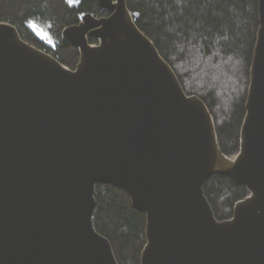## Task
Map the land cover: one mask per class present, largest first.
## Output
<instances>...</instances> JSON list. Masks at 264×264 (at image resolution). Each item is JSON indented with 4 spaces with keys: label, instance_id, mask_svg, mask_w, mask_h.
<instances>
[{
    "label": "water",
    "instance_id": "water-1",
    "mask_svg": "<svg viewBox=\"0 0 264 264\" xmlns=\"http://www.w3.org/2000/svg\"><path fill=\"white\" fill-rule=\"evenodd\" d=\"M97 1L108 17L82 13L62 32L75 70L0 23V264H119L93 224L98 184L146 216L141 264H264V0L233 158L128 0ZM218 174L250 192L226 221L204 192Z\"/></svg>",
    "mask_w": 264,
    "mask_h": 264
},
{
    "label": "trees",
    "instance_id": "trees-1",
    "mask_svg": "<svg viewBox=\"0 0 264 264\" xmlns=\"http://www.w3.org/2000/svg\"><path fill=\"white\" fill-rule=\"evenodd\" d=\"M127 4L186 94L200 97L208 106L221 151L228 157L238 155L260 28L259 0H128ZM82 13L110 15L97 0L73 10L65 0H0V23L15 26L25 42L71 70L76 69L80 52L62 41V32L79 24ZM90 43L99 41L92 38ZM204 192L218 221L232 219L236 204L250 195L245 186L220 174L206 181ZM95 198L94 227L111 242L118 263L141 264L146 216L133 207L127 192L115 186L98 184Z\"/></svg>",
    "mask_w": 264,
    "mask_h": 264
},
{
    "label": "rangeland",
    "instance_id": "rangeland-1",
    "mask_svg": "<svg viewBox=\"0 0 264 264\" xmlns=\"http://www.w3.org/2000/svg\"><path fill=\"white\" fill-rule=\"evenodd\" d=\"M33 26V25H32ZM43 31L45 32V33H47V30L46 29H43ZM235 157V156H234ZM233 158V157H232Z\"/></svg>",
    "mask_w": 264,
    "mask_h": 264
},
{
    "label": "bare ground",
    "instance_id": "bare-ground-1",
    "mask_svg": "<svg viewBox=\"0 0 264 264\" xmlns=\"http://www.w3.org/2000/svg\"><path fill=\"white\" fill-rule=\"evenodd\" d=\"M233 161L232 160H229L228 163H232Z\"/></svg>",
    "mask_w": 264,
    "mask_h": 264
}]
</instances>
